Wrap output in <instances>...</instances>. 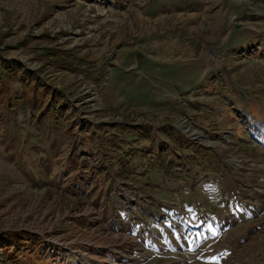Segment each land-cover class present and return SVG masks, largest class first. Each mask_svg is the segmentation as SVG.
Wrapping results in <instances>:
<instances>
[{"label": "rangeland", "instance_id": "374dc122", "mask_svg": "<svg viewBox=\"0 0 264 264\" xmlns=\"http://www.w3.org/2000/svg\"><path fill=\"white\" fill-rule=\"evenodd\" d=\"M123 196L223 231L152 250ZM90 257L264 264V0H0V264Z\"/></svg>", "mask_w": 264, "mask_h": 264}, {"label": "built area", "instance_id": "2783aa9c", "mask_svg": "<svg viewBox=\"0 0 264 264\" xmlns=\"http://www.w3.org/2000/svg\"><path fill=\"white\" fill-rule=\"evenodd\" d=\"M182 130V129H181ZM205 141V140H204ZM121 191V192H120ZM118 194H121L122 193V189L121 188H119L118 189ZM107 200V199H106ZM121 205H122V207H125V208H127L128 210H129V212H131V214H132V217L133 218H138V216H137V210H136V208H137V205L135 204V202H132V201H130V200H127L124 196H123V198H122V202L120 203ZM141 207H143L142 205H140ZM106 207V204H105V202L103 201V205H102V207L101 208H105ZM90 260L91 261H93V262H88L89 264H103L104 263V261H102V259H96V258H92V257H90ZM87 263V264H88ZM108 262H106V264H107ZM110 263H114V262H109V264ZM72 264H82L81 262H80V260H78V261H73V263Z\"/></svg>", "mask_w": 264, "mask_h": 264}, {"label": "crops", "instance_id": "0c3cea01", "mask_svg": "<svg viewBox=\"0 0 264 264\" xmlns=\"http://www.w3.org/2000/svg\"><path fill=\"white\" fill-rule=\"evenodd\" d=\"M177 160H178V158H176V162H177ZM206 173H207V170H204ZM109 212L111 213V211L109 210ZM113 214H114V218H115V222H114V226H116V224L117 225H120V223H122V224H124L125 222H127V219H126V217L125 218H120V219H118V216L120 217V215H119V212L116 214V213H114V211L112 212ZM218 220V219H217ZM164 223H165V221H164ZM164 226H166V227H168L169 225H164ZM169 238H170V241L173 243V240H174V242L176 243V240L174 239V237H173V235H169ZM160 240H161V237L159 236V235H157V236H155V238H154V241L157 243V242H160ZM128 244H126V246H127ZM163 245V244H162ZM163 250V249H162ZM162 250H160V251H162ZM169 249H167L166 251H168ZM164 251V250H163Z\"/></svg>", "mask_w": 264, "mask_h": 264}, {"label": "bare ground", "instance_id": "6f19581e", "mask_svg": "<svg viewBox=\"0 0 264 264\" xmlns=\"http://www.w3.org/2000/svg\"><path fill=\"white\" fill-rule=\"evenodd\" d=\"M189 127L192 128L191 126H189ZM189 127H188V126H187V127H182V126H181L180 129H182L183 132H186V133L192 134V135L195 136V137H198V138H200V139L205 140V142H207V143L210 142V140H208V139L206 138V134H205L204 132H201V130H198V129H197L199 132L194 134V132L191 131V130L189 129ZM110 264H116V263H110Z\"/></svg>", "mask_w": 264, "mask_h": 264}, {"label": "trees", "instance_id": "16d2710c", "mask_svg": "<svg viewBox=\"0 0 264 264\" xmlns=\"http://www.w3.org/2000/svg\"><path fill=\"white\" fill-rule=\"evenodd\" d=\"M131 164L130 165H133V161L130 162ZM143 164H147V163H143ZM143 164H140V165H143ZM148 165V164H147ZM129 167H123L122 170H123V176L124 177H127V175L129 174L128 172H126V170L128 169ZM138 171H140V169H138ZM40 250V249H39ZM38 254V252H37Z\"/></svg>", "mask_w": 264, "mask_h": 264}]
</instances>
